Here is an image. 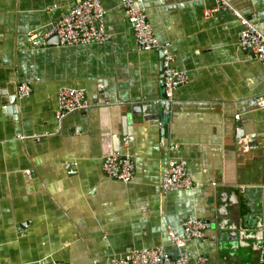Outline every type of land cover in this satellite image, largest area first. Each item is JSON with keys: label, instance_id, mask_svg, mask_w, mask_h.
<instances>
[{"label": "crops", "instance_id": "1", "mask_svg": "<svg viewBox=\"0 0 264 264\" xmlns=\"http://www.w3.org/2000/svg\"><path fill=\"white\" fill-rule=\"evenodd\" d=\"M79 1L0 0V264H110L155 246L176 255L166 226L179 231L189 217L208 224L184 248L192 258L258 264L264 64L237 46L238 16L206 15L214 0H142L173 65L188 73L163 108L161 52L138 48L122 0H100L109 41L32 45L28 33ZM231 5L264 36V0ZM21 83L29 96L18 97ZM62 86L85 89L90 107L57 119ZM111 154L131 157V181L103 174ZM172 158L186 162L193 188L161 189Z\"/></svg>", "mask_w": 264, "mask_h": 264}, {"label": "built area", "instance_id": "2", "mask_svg": "<svg viewBox=\"0 0 264 264\" xmlns=\"http://www.w3.org/2000/svg\"><path fill=\"white\" fill-rule=\"evenodd\" d=\"M216 5L207 10L211 15L217 10H228L236 14L243 24V29L237 39V46L248 51L253 59L264 64V36L256 25L247 17L240 15L231 5V0H214ZM127 14V20L133 30L135 41L139 49L154 50L162 55V76L164 82L165 100L170 102L174 92L188 82V73L173 65L171 55L158 41L152 25L148 19V8L142 0H122ZM57 36L60 45L75 46L90 43H104L109 41L110 35L106 31L105 9L100 0H81L73 5L67 13L55 20L45 31H32L28 38L33 46L46 44L47 39ZM27 84L18 87V97L30 95ZM90 107L85 89L80 87L62 86L57 92V119L75 111H86ZM69 168V165L66 166ZM135 166L129 155L111 154L102 160V172L105 176L129 182L134 177ZM69 172H74L69 169ZM194 184L186 162L181 159H170L162 172L160 187L163 191L188 190ZM207 222L189 217L178 231L176 227L166 226L170 244L177 250L176 255H169L161 246L130 249L124 255L114 256L110 264H206V257L198 255L192 258L185 250L190 240L203 239L207 229ZM52 264H67L64 261H54ZM258 264H264V253Z\"/></svg>", "mask_w": 264, "mask_h": 264}, {"label": "water", "instance_id": "3", "mask_svg": "<svg viewBox=\"0 0 264 264\" xmlns=\"http://www.w3.org/2000/svg\"><path fill=\"white\" fill-rule=\"evenodd\" d=\"M51 40H55L57 43H59L57 36H52L51 38L47 39L46 44L49 43V41ZM161 70H162V55H161ZM163 86H164V82H163ZM164 97H165V91H164ZM161 106H163V108H166L168 106V101L165 100V102L164 101L161 102ZM13 110L15 111V109Z\"/></svg>", "mask_w": 264, "mask_h": 264}, {"label": "rangeland", "instance_id": "4", "mask_svg": "<svg viewBox=\"0 0 264 264\" xmlns=\"http://www.w3.org/2000/svg\"><path fill=\"white\" fill-rule=\"evenodd\" d=\"M149 51H151V50H149Z\"/></svg>", "mask_w": 264, "mask_h": 264}]
</instances>
